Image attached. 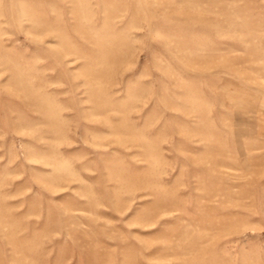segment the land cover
<instances>
[{
    "label": "rangeland",
    "instance_id": "rangeland-1",
    "mask_svg": "<svg viewBox=\"0 0 264 264\" xmlns=\"http://www.w3.org/2000/svg\"><path fill=\"white\" fill-rule=\"evenodd\" d=\"M0 264H264V0H0Z\"/></svg>",
    "mask_w": 264,
    "mask_h": 264
}]
</instances>
